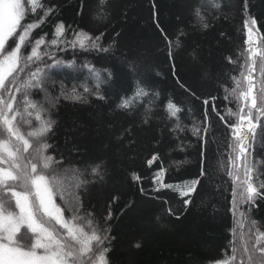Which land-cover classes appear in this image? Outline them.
<instances>
[{
  "label": "trees",
  "instance_id": "16d2710c",
  "mask_svg": "<svg viewBox=\"0 0 264 264\" xmlns=\"http://www.w3.org/2000/svg\"><path fill=\"white\" fill-rule=\"evenodd\" d=\"M40 3L55 11L33 30L31 39L44 36L50 42L55 25L63 22L68 39L82 30L93 39L101 36L99 44L109 49L83 50L77 45L57 51L49 46V54L62 64L45 68L42 88L30 94L45 110L43 114L55 121L45 138L51 145L49 154L63 161L68 199L75 205L79 197L82 213H91L108 237L103 246L109 248V264H218L232 255L234 246L254 240L253 221L264 231V196L254 204L239 205L235 216L230 210L232 181L226 173L231 129L227 123H235L236 117H227L226 110L236 112L238 106L235 99L224 98L225 89L235 86L233 77L240 78L241 71L248 74V64H252L254 96L260 95L264 0ZM37 13L29 11L27 22L39 21L43 10ZM251 19L256 20L253 33L258 40L254 56L245 43L244 25ZM69 62H75V67H69ZM91 69L100 75L98 89ZM138 83L146 95H135ZM84 87L90 93H84ZM73 88L87 102L66 99ZM97 90L104 99L96 97ZM122 99L131 100L128 109L117 107ZM169 100L180 109L176 117L165 111ZM213 103L226 121L211 111ZM149 107L151 111L146 112ZM205 112L212 132L204 149L207 176L200 178L201 145L191 128L194 123L204 127ZM262 122L264 118L255 122L250 135L255 137L250 160L257 185L264 182ZM153 156L157 159L149 166ZM95 164L101 166L97 176L91 174ZM161 166L166 183L202 180L189 205L183 203L188 197L154 190L158 186L152 178ZM133 175L140 179L133 180Z\"/></svg>",
  "mask_w": 264,
  "mask_h": 264
},
{
  "label": "snow or ice",
  "instance_id": "6c2138e0",
  "mask_svg": "<svg viewBox=\"0 0 264 264\" xmlns=\"http://www.w3.org/2000/svg\"><path fill=\"white\" fill-rule=\"evenodd\" d=\"M100 3L103 4L104 0ZM38 9L43 10V17L36 22H27L29 11L38 14ZM54 11L51 7L46 8L40 0H0V264H109L106 258L109 248L103 246L108 237L101 233L91 213H82L79 197H76L75 205L68 199L63 161L49 154L51 145L45 138L55 121L46 117L43 114L45 110L30 99L32 89L42 88L45 68L62 64L49 54V46L57 51L77 45L83 50L107 52L109 49L99 44L101 36L93 39L82 30L74 33V39H68L63 22L55 25L50 42L44 36L31 39L33 30L39 28L44 18ZM196 15L203 24L204 17L199 10ZM203 26L207 27V24ZM255 26V19L245 22L246 44L252 41ZM44 57L52 63H46ZM248 59L251 60V56ZM68 66L74 68L75 62H69ZM247 68V75L241 71L240 78L233 77L235 86L231 91L225 89L224 97L225 100L230 97L235 99L238 106L236 112L226 110L227 117H236L235 123H227L231 139L227 141L226 174L232 181L230 210L233 216L239 205L254 204L258 197L264 196V191H261L264 190V182L256 184L257 177L250 160L255 137L249 135L255 132V122L264 118V84L261 85L260 95L254 96L252 64H248ZM90 71L98 89L100 75L95 69ZM260 71L264 73V62ZM84 93H90V89L84 87ZM146 94L138 83L135 95L141 97ZM95 95L104 99L98 90ZM65 98L87 102L86 97L75 88ZM211 100L215 101L216 97H211ZM204 104L208 105L209 100H204ZM130 106L129 99H122L117 105L121 109ZM148 111H151L150 107L146 109ZM165 111L170 117H176L180 109L169 100ZM211 111L219 115L221 121H226V115L220 114L215 103ZM208 121L209 116L205 112L204 127L194 123L191 128L192 135L198 138L201 145L198 161L200 178L207 176L204 149L208 145L206 137L212 132ZM156 159L153 156L148 165L151 166ZM100 167L99 164L92 166L91 174L99 175ZM164 172L161 166L153 176L152 182L158 186L154 190L167 189L178 193L181 198L188 197L183 203L189 205L202 180L193 179L178 185L166 183ZM139 179L133 175V180ZM252 224L256 229L254 240L244 241L239 248L234 246L232 255L218 264H264V231L257 227L255 221Z\"/></svg>",
  "mask_w": 264,
  "mask_h": 264
},
{
  "label": "water",
  "instance_id": "95a60500",
  "mask_svg": "<svg viewBox=\"0 0 264 264\" xmlns=\"http://www.w3.org/2000/svg\"><path fill=\"white\" fill-rule=\"evenodd\" d=\"M252 47L258 48V40L256 35L253 33L252 41L249 43V51L251 52V55L254 53V50ZM255 88L253 87V95H254Z\"/></svg>",
  "mask_w": 264,
  "mask_h": 264
},
{
  "label": "bare ground",
  "instance_id": "6f19581e",
  "mask_svg": "<svg viewBox=\"0 0 264 264\" xmlns=\"http://www.w3.org/2000/svg\"><path fill=\"white\" fill-rule=\"evenodd\" d=\"M256 50L254 51V54H252V56L256 55L257 51H258V48L254 47ZM250 135V133H249Z\"/></svg>",
  "mask_w": 264,
  "mask_h": 264
},
{
  "label": "rangeland",
  "instance_id": "374dc122",
  "mask_svg": "<svg viewBox=\"0 0 264 264\" xmlns=\"http://www.w3.org/2000/svg\"><path fill=\"white\" fill-rule=\"evenodd\" d=\"M252 49H253L254 51L256 50L254 47H252ZM245 130H247V129H246V126H245Z\"/></svg>",
  "mask_w": 264,
  "mask_h": 264
}]
</instances>
